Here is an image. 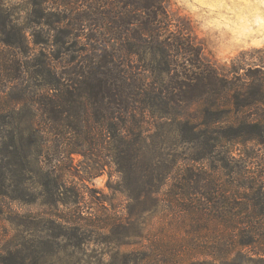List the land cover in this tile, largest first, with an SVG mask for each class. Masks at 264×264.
I'll use <instances>...</instances> for the list:
<instances>
[{"label": "trees", "instance_id": "trees-1", "mask_svg": "<svg viewBox=\"0 0 264 264\" xmlns=\"http://www.w3.org/2000/svg\"><path fill=\"white\" fill-rule=\"evenodd\" d=\"M22 3L24 24L0 0V221L16 225L13 204L42 201L48 207L42 238L79 236V242L106 227L133 228L144 216L157 218L158 228L146 235L148 254L137 251L129 264H178L164 260L162 251H187L185 264H202L191 260L209 238L213 263L207 264L245 249L264 257L258 221L264 193L258 180L244 178L249 163L223 145L229 124L246 136L256 129L264 135L263 70L219 73L188 28L173 22L166 0ZM37 28L77 55L59 63L42 56L27 65L29 45L40 44ZM197 147L209 152L179 151ZM75 154L93 161L89 174H117L111 190L128 200L127 213L113 197L112 214L83 216L75 187L69 191L74 200L65 199ZM65 205L75 209L59 213ZM33 238L12 236L0 249V264H41L47 244L35 246Z\"/></svg>", "mask_w": 264, "mask_h": 264}, {"label": "rangeland", "instance_id": "rangeland-1", "mask_svg": "<svg viewBox=\"0 0 264 264\" xmlns=\"http://www.w3.org/2000/svg\"><path fill=\"white\" fill-rule=\"evenodd\" d=\"M4 1L13 6L16 18L21 24H24L26 16L22 3L24 0ZM166 8L176 25L188 28L195 44L202 48L204 60L209 62L219 73L230 77L234 73H242L243 69L248 67H260L264 73V0H166ZM45 31L43 28L35 29V35L39 37L40 44L29 45L26 56H24V62H29L27 65H31L42 56L50 58L54 63H59L69 59L70 55H77V52H65L67 44L63 48L55 45L53 37ZM80 46L82 45L80 44ZM30 72L31 69L29 74ZM194 110H196V106L192 107V111ZM228 121L232 123L231 118ZM168 130L169 127H166L164 132ZM241 131L236 124L225 126L226 136L223 138V145L233 152L236 159L249 163L250 172L243 176L245 179L252 177L258 180L259 189L264 193V135L259 134L260 131L257 129L250 134L251 136H246L247 134ZM51 149H55V147L52 146ZM179 151L186 155H195L196 153L198 157L205 156L209 152L204 147H197L191 151L189 149L183 151L180 148ZM71 159L72 168L71 172L67 174L65 189L67 201L74 200L75 196L69 194V191L75 187L82 194L79 208L83 212V216H87V213L90 212H98L100 215L112 214L113 210L109 205V199L113 197L115 198L113 203L123 210V214L127 213L125 209L128 200L123 195H114L111 190V188L117 189L119 181L117 174L110 173L109 169L89 174L90 167L93 165L92 160L85 161L79 154L72 155ZM242 192L245 196L251 197L249 189L242 190ZM260 200L264 205L263 198ZM103 207L108 211L106 209L104 211ZM12 208L17 212L16 225L4 220L0 221V249L6 248L5 243L14 235L27 238L35 237L29 239L33 240V245L47 244L45 248H42L44 252L41 264H129L128 261L134 258L133 254H136L137 251H139L140 257L145 258L151 245L149 236L146 238V235L148 231L159 226L157 218L150 220L144 216L142 223H138L133 228L115 227L114 231L110 227H106L86 239L81 238L79 242H77L79 236L70 240L59 237L42 238L43 234H40V231L47 226L42 222L45 219V213L48 212V207L39 201L32 206L13 204ZM73 209H75L73 205L61 206L59 213L67 215ZM54 220L52 218L51 221ZM258 221L264 225V217L259 218ZM140 230H143L142 237L137 236V231ZM212 241H214L213 238L202 241L201 246L197 247L193 253L194 258L191 263L197 259L202 264H207L204 261L213 263L211 259ZM205 248L207 250H203ZM186 252L162 251L164 260L172 263L176 261L178 264H185L186 261L183 260L186 258ZM216 263L264 264V257L254 255L245 249L242 252L234 251L231 259L226 262L217 261Z\"/></svg>", "mask_w": 264, "mask_h": 264}]
</instances>
